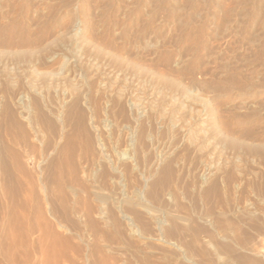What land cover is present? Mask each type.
Segmentation results:
<instances>
[{"label":"rangeland","instance_id":"obj_1","mask_svg":"<svg viewBox=\"0 0 264 264\" xmlns=\"http://www.w3.org/2000/svg\"><path fill=\"white\" fill-rule=\"evenodd\" d=\"M0 264H264V0H0Z\"/></svg>","mask_w":264,"mask_h":264},{"label":"bare ground","instance_id":"obj_2","mask_svg":"<svg viewBox=\"0 0 264 264\" xmlns=\"http://www.w3.org/2000/svg\"><path fill=\"white\" fill-rule=\"evenodd\" d=\"M260 27V26H259ZM136 104H138V103H136ZM233 139V138H232ZM235 139V138H234Z\"/></svg>","mask_w":264,"mask_h":264}]
</instances>
